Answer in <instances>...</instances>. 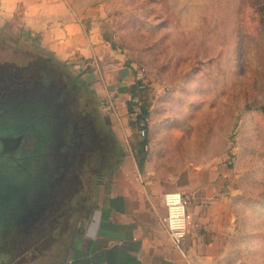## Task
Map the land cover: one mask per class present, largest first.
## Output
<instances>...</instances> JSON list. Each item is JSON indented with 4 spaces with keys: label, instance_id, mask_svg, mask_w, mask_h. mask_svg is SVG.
Returning <instances> with one entry per match:
<instances>
[{
    "label": "rangeland",
    "instance_id": "rangeland-1",
    "mask_svg": "<svg viewBox=\"0 0 264 264\" xmlns=\"http://www.w3.org/2000/svg\"><path fill=\"white\" fill-rule=\"evenodd\" d=\"M104 5L103 40L116 56L107 75L95 67L88 71L82 60L65 64L41 48L14 43L19 40L14 30H0V76L19 72L25 78L42 68L56 81V87L42 81L29 90L6 85L0 94V149L5 135L25 134L12 153L17 160L0 154V264H39L34 255L62 229L18 236L42 224L38 219L52 209V192L67 200L66 163L80 148L94 151L79 182L99 169L101 159L115 162L122 146L107 121L134 122L145 97L152 114L133 125L134 133L145 138L148 120L156 130L166 118L179 126L168 132L193 139L196 159L200 151L203 160L218 151L246 190L245 227L255 229L259 220L264 226L255 214L264 200V0H105ZM86 120L102 136L98 150ZM80 188L69 198L71 215L83 199Z\"/></svg>",
    "mask_w": 264,
    "mask_h": 264
},
{
    "label": "crops",
    "instance_id": "crops-1",
    "mask_svg": "<svg viewBox=\"0 0 264 264\" xmlns=\"http://www.w3.org/2000/svg\"><path fill=\"white\" fill-rule=\"evenodd\" d=\"M104 4L105 0H0V30H14L19 38L14 43L41 48L65 64L82 60L88 71L96 68L107 75L115 69L116 56L103 40ZM119 122L117 117L107 124L122 146L121 154L113 163L111 158L101 159L99 172L88 171V179L77 182L73 194L83 187V199L72 215L59 220L61 225L52 232H61L37 253V263L264 264L262 221L255 229L245 227L248 210L241 196L246 190L218 151L206 154L207 160L200 151L201 159H196L193 139L168 132L179 126L166 118L156 130L148 120L145 138L134 133L130 118L121 122L122 129ZM167 193H179L185 201L187 231L178 246L165 223ZM255 214L264 218V205Z\"/></svg>",
    "mask_w": 264,
    "mask_h": 264
},
{
    "label": "flooded vegetation",
    "instance_id": "flooded-vegetation-1",
    "mask_svg": "<svg viewBox=\"0 0 264 264\" xmlns=\"http://www.w3.org/2000/svg\"><path fill=\"white\" fill-rule=\"evenodd\" d=\"M21 73H24L23 71H20ZM18 73V74H17ZM46 74L48 75V71H44L42 68H39L36 70L35 74L30 73L29 74H24L25 78H22L23 75L20 74L19 72H16V74L13 75H7L5 77L0 76V94H3L2 96H4V90L6 91L8 88L7 86L11 89H32L34 87H40L41 86V82L44 81L45 82V78L47 77ZM51 77V76H50ZM7 81V82H6ZM49 81L52 84H56L55 79L53 77H51L49 80H47L46 82L49 83ZM7 85V86H6ZM1 104V103H0ZM86 125L88 126V128L85 125V129H87L89 131V133H93V135L95 136V141L97 142V148L95 149H99L102 147V136L100 133H98L96 130H94V128L92 127V124L86 120L85 121ZM24 133H19L16 135H10L7 134L5 135V137L3 138L4 141L2 143V149H0V154H7L10 156L11 160L15 161L17 160V156L14 157L13 156V152L14 150H17L16 148L18 146H20L21 141L23 140L24 137ZM18 139V140H17ZM17 140V141H16ZM94 151V149H79V152L76 153L72 159H70L66 164V173L64 175V182L65 184H63L62 182V189L64 190H69V194H68V198L67 200H65L64 198L61 199V192L58 191H54L52 192V195L49 197L51 198L50 200H52L51 205H52V209L47 210V212H45L44 214L41 215V218H39V222L42 224L33 226L29 231L28 234H21V236L18 237H26V236H32L34 235V233H41L43 232V230L45 231H49V233L51 231H53L55 228H57L61 223V220H65L67 219L70 215L71 212L69 211V198H71V195L73 194V192L75 191V185L77 184V182H79V173L81 170L85 169L88 165L87 162V157L89 156L90 158V154L91 151ZM78 156V160H77V164L74 162L76 160ZM71 161V162H70ZM86 170V169H85ZM65 171V170H63ZM58 172H59V168H58ZM66 179V180H65ZM66 197V196H65ZM55 200V201H54ZM60 220V221H59ZM63 220V221H64ZM45 226V227H43ZM31 244H29L30 246ZM35 247V245L33 246ZM39 252V251H38ZM37 252V253H38ZM38 256V254H36ZM36 255H34V257H36Z\"/></svg>",
    "mask_w": 264,
    "mask_h": 264
},
{
    "label": "built area",
    "instance_id": "built-area-1",
    "mask_svg": "<svg viewBox=\"0 0 264 264\" xmlns=\"http://www.w3.org/2000/svg\"><path fill=\"white\" fill-rule=\"evenodd\" d=\"M141 136L145 135V129L139 130ZM164 202L168 208V215L165 219L167 231L173 244L180 245L187 231V216L185 214V201L179 193H167L164 195Z\"/></svg>",
    "mask_w": 264,
    "mask_h": 264
},
{
    "label": "trees",
    "instance_id": "trees-1",
    "mask_svg": "<svg viewBox=\"0 0 264 264\" xmlns=\"http://www.w3.org/2000/svg\"><path fill=\"white\" fill-rule=\"evenodd\" d=\"M49 79H50V77H48V75H47V77L45 78V81H47ZM53 86L56 87L55 84H53ZM134 88H136V86H134ZM132 90H133V92H131V96L135 95L133 88H132ZM142 100H143V104H142V106H140L141 112H140V114H137L136 120L133 122V125H136V126L138 125V122L142 121L144 119V117L148 115V111H149L148 110L149 102L146 100V97H145V99H142ZM144 142H145V140L143 139L141 144H140L141 148L143 147ZM140 163H141V161L139 160V164ZM259 203L264 205V200H260Z\"/></svg>",
    "mask_w": 264,
    "mask_h": 264
},
{
    "label": "water",
    "instance_id": "water-1",
    "mask_svg": "<svg viewBox=\"0 0 264 264\" xmlns=\"http://www.w3.org/2000/svg\"><path fill=\"white\" fill-rule=\"evenodd\" d=\"M17 140H18V139H17ZM17 140H16V141H17Z\"/></svg>",
    "mask_w": 264,
    "mask_h": 264
}]
</instances>
